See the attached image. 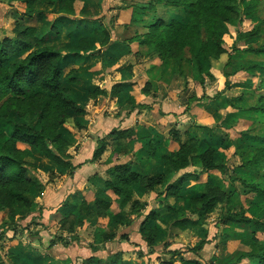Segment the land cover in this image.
Listing matches in <instances>:
<instances>
[{"label":"rangeland","instance_id":"rangeland-1","mask_svg":"<svg viewBox=\"0 0 264 264\" xmlns=\"http://www.w3.org/2000/svg\"><path fill=\"white\" fill-rule=\"evenodd\" d=\"M187 2L185 6L166 7L157 0H108L103 4V11L114 10L112 22L106 24L104 16L99 15L103 9L101 0H75L76 9L72 14L58 11L59 0H35L31 7H27L24 0H0V40L3 39L4 34L9 39L26 38L28 36L23 28L33 27L34 36L37 38L35 45H52L62 54L59 62L63 75L71 68H79L75 73L80 79L79 86L66 83L63 77L60 80L63 87H69L76 92L73 97L78 102L86 103L88 100L85 96L89 90L94 89L95 85L108 87L122 78L117 72H111L105 77L101 74L93 78L92 72L88 71L90 66L88 64L92 62L90 57H83L76 48L79 40L84 39V43L80 46H87L86 49L93 48L88 54L96 57L99 62L119 61L121 67L136 65L132 66L133 77L127 80L139 86L136 91L145 92L155 98L153 102L158 105L154 106V116L151 117L152 106L149 105L143 110L147 118L145 121L157 125L159 132L167 137L164 139L172 138L171 150L175 149L183 139L188 137L200 139L201 136L210 145L216 147L215 162L224 164L227 170L225 173L218 170L201 171L195 167L197 155H193L191 167L182 172L193 171L198 177L197 180L182 186V199L176 204L177 208L174 212L177 217L196 218L187 200L190 195L201 192L204 182H210L223 191L224 196L219 206L205 217L202 225L186 231L172 229L170 237L166 236L165 231L167 219L160 217L161 234L154 239L152 245L146 242L145 249L140 250L136 257H144L145 264H158L160 261L169 264H191L188 263L190 260H196L198 264H261L255 257L264 254V233L257 231L251 225L238 224L226 219L240 212L247 217L264 219L262 194L249 191L241 183V180L259 182L261 187H264V160L260 165L258 162L244 164L258 155L264 158V151L260 150L264 149V112L261 111L264 110V86H257L259 79L264 78V70L261 69L264 65V52L248 51L253 47L264 49V0L242 1L237 11L231 14L227 24L228 33L223 36L227 53L222 54L218 59L208 61L204 60L201 54L200 74L190 61L191 51L186 42L193 44L196 41L188 38L189 35H184L178 42H172L170 58L163 60L157 53H150L147 46L141 42H130L136 35H146L144 33L148 31L149 25L157 19L165 23L171 19L186 23L190 6L197 0ZM150 5L156 7V13L153 16L150 15L151 13L142 16ZM255 26L258 30L256 37L238 39L240 33L252 30ZM103 31H107L109 39L105 46L101 44ZM93 32L98 33L93 34ZM94 38L98 39L94 45H91ZM112 42L121 43L120 48L115 51L110 50L109 43ZM123 42L126 45L124 50ZM233 45L239 51L231 52ZM19 58L21 56L12 55L7 64ZM229 60L230 66L225 67ZM89 72L92 76L88 74ZM201 77H203L202 82H200ZM131 88L133 90V87ZM126 95L128 98L127 93ZM215 95H221L220 99L213 102V98H210L211 101L207 99ZM191 96L201 99L186 109L188 98ZM148 100L151 104L152 101ZM19 105L22 109L26 106L24 103ZM138 106L144 105L139 103ZM254 106L261 110L254 109ZM177 108L183 111L177 113ZM191 109L207 117L212 129L200 133L194 127L195 115L191 114ZM110 112L113 113L115 110L110 109ZM104 113L109 115L107 110ZM168 114L169 117H166ZM0 130L6 134L10 131L3 120H0ZM172 130L176 131V136L171 134ZM160 133L155 134V129L149 124L144 130V135L141 136L144 141L139 142L145 143L151 138L156 144V141L163 140V135ZM1 142L0 138V144ZM139 158V160L144 159ZM152 160L144 159V162H136L139 163L137 167L140 165L139 169L145 170L143 172L148 174L152 169L150 168ZM36 171L34 169L33 172L31 168L26 167V173L30 178H35V173H38ZM39 174L43 179L46 178L42 172ZM158 190L162 189L158 188ZM146 196H149L148 207H158L161 201L158 202L154 193H148ZM168 202L172 203V199L169 198ZM19 218L22 219L23 216L16 214L13 205L0 209V258L5 257L3 247L8 243L5 232L7 228H15L17 223L15 220ZM32 224L28 221H20L16 228L17 233L23 231L25 225L27 229ZM201 239L206 242L200 249L194 250L193 247ZM124 257L131 258V255L126 254Z\"/></svg>","mask_w":264,"mask_h":264},{"label":"trees","instance_id":"trees-1","mask_svg":"<svg viewBox=\"0 0 264 264\" xmlns=\"http://www.w3.org/2000/svg\"><path fill=\"white\" fill-rule=\"evenodd\" d=\"M27 7H31L35 0H24ZM75 0H59L58 11L60 13L72 14ZM162 2L166 7L185 6L188 0H157ZM243 0H197L190 6L187 14L186 23L170 20L165 23L157 19L149 25L146 35H136L131 38L130 42L138 41L147 46L150 53H157L163 60L170 58L169 51L171 43L182 40L184 35L193 39L196 43L186 42L191 51V63L201 73L200 55L204 60L218 59L222 54L227 53V48L223 36L228 33V22L231 14L239 8ZM145 14L156 13V7L148 6ZM142 10V9H141ZM137 17V15L135 16ZM33 27L23 28L28 37H17L9 39L4 34L0 40V120H3L10 128L9 133L0 130V209L4 206H15V212L19 216L26 215L32 207V202L28 195L31 187L36 186L34 178H30L26 173V167H30L31 161L26 150L17 147V142L31 146L36 152L47 159L68 169L72 173L75 168L69 161V155L63 153V149L70 145L69 141L60 131V126L64 123L71 122L76 128L82 125L75 119V115L84 113V103L78 102L73 97L76 92L69 87L61 85V77L69 84L80 85V80L75 76L79 68H71L63 75L60 66L61 53L52 45L37 46L34 43L37 38L34 36ZM104 38L102 45L109 41L107 31H103ZM258 35L257 27L242 32L238 35L239 40H245ZM31 36V37H30ZM84 39L79 40L78 49H84L87 46H80ZM199 42V45H198ZM173 44V43H172ZM231 52L239 51L236 46L231 47ZM248 51L254 53H263V48H249ZM12 55L21 56L17 60L7 64ZM230 66V60L226 62L225 67ZM126 65V69H130ZM264 70V65L261 66ZM227 74V72H225ZM203 77L200 78V82ZM264 86V78H260L257 86ZM121 91V83H115L111 86L109 94L116 96ZM144 91V90H143ZM146 91V90H145ZM99 95H108V92L100 87L89 90L85 99H95ZM221 95H215L208 98H217ZM201 98L191 96L188 98L189 105ZM20 103L26 104L23 109ZM28 105V106H27ZM254 109L261 110L254 106ZM264 112V110H261ZM28 116V118H26ZM27 119V120H26ZM201 128L212 129L211 127L202 126ZM171 134L176 136V131L172 130ZM135 135L133 128L122 130L113 129L108 136L116 142L115 149L121 145L124 139H132ZM203 139L188 137L185 141L180 142L178 148L174 151H165L161 156L163 172L151 176H144L131 167V163L114 165L107 169L109 179L105 181V186L114 194V199L107 192L97 189L93 207H89L84 200H81L74 207L73 217L65 216L61 222L68 223L67 229L74 230L81 225L79 214L85 215H102L112 202L120 211H131L134 209H144L146 202L133 198L134 193L141 195L147 191H155L158 196L163 195V206L159 210H150L143 221L146 224L149 221L154 222L153 226L143 225L140 228V234L147 244L152 245L154 239L160 233L156 220L162 215L175 211L177 202L180 199V191L183 183L189 179L196 180L197 174L184 172L172 178L177 172L186 168L193 157L199 158L201 169L204 172L218 170L225 173L227 167L224 164H217L214 156L216 147L210 145ZM97 147L93 152L92 159H96L104 149L103 139L97 140ZM204 144V146H203ZM264 151V149H260ZM147 153L152 155L155 152V144L149 141ZM264 160L261 155L255 156L244 164L258 162L259 165ZM241 183L249 191L262 194L264 201V187L259 182H247L241 180ZM161 188L162 190H158ZM223 191L220 187L204 182L200 193L190 196L187 200L188 206L195 214L196 218L181 217L175 219L169 226V234L172 229L184 231L190 227L199 226L204 223L205 217L211 213L223 199ZM172 199V203L168 199ZM226 220L243 225H251L257 231L264 233V219L257 217H247L242 214H233ZM7 228V229H13ZM113 238V233L104 232L103 240ZM62 243L68 244L62 237H55L51 244ZM206 241L201 239L193 249H200ZM94 249L95 247L92 246ZM264 264V254L256 256ZM111 264H123L120 260V253L114 254L110 259ZM188 263L198 264L196 260H190ZM0 264H3L0 262ZM158 264H169L166 261H160Z\"/></svg>","mask_w":264,"mask_h":264},{"label":"crops","instance_id":"crops-1","mask_svg":"<svg viewBox=\"0 0 264 264\" xmlns=\"http://www.w3.org/2000/svg\"><path fill=\"white\" fill-rule=\"evenodd\" d=\"M101 2L103 9L99 15L104 16L106 24H110V22H112L111 17L114 9L104 12L103 4L104 2H108V0H101ZM102 12H104L103 15ZM71 22H73V20ZM97 33L98 32H93V34ZM97 39L98 38H94L91 45H94ZM98 44L99 43H97V45ZM120 46L121 43H109L110 50L115 51V49L120 48ZM125 47L126 45L123 42V50ZM86 48L79 49L78 52H81L83 57H90V61L92 62L88 64L90 65L88 71L90 70V72H92L93 78L101 74L105 77L111 72H117L122 79L115 81L113 84L121 83V91L118 95L112 96L109 92L113 84L108 87L98 86L105 89L108 95H99V98L86 99L88 101L86 103L84 102V113L74 116L82 127L76 128L71 122L64 123L60 126V131L70 143L69 146L63 149V153L69 155L68 161L75 167L70 174L67 168L42 156L31 146L17 142V147L26 150L29 155L31 165L28 168H31L33 172L34 169H36L38 173H35L36 176L34 175L36 186L31 187L28 195L33 204L31 210L24 215L22 219L19 218L15 220V222H17L15 228L8 229L5 232L8 243L3 247L5 257L1 256L0 258V262L3 264H111L109 259L116 253H120V260L123 264H145L144 257H136L140 250L145 249L146 245V241L139 231L146 214L152 209L159 210L163 206L162 200L164 196H158L155 191H147L141 195L134 193L133 198L146 202L144 209L120 211L117 209L116 204L112 202L109 209L102 215L79 214L81 225L76 226L78 230L75 229V227L74 230L69 231L67 229L68 223L63 224L61 222V219L65 216H74L73 209L81 200H84L89 207H93L95 191L97 189L107 192V194L114 199V194L105 186V181L109 179V175L107 174L108 168L129 162L134 171L144 176H151L164 171L161 161L162 154L165 151H174L179 146L178 144L175 149L171 150L170 143L172 138L164 139L167 137L159 132L157 125L145 121L147 118H145V111L143 110L149 107V105L152 106L150 111L152 113L151 117H153V111H155L154 106L158 105V103H154L153 101L155 98L149 96L145 92L136 91L139 86L127 80L133 77L131 75L133 72L132 66L136 65H130L131 67L128 70L125 67H121L119 61L112 62L109 60L110 62L108 63L99 62L96 60V57L88 54L93 48ZM109 55L113 56L112 54ZM90 72L88 74L92 76ZM131 81L133 80L131 79ZM95 87L97 86L95 85L94 88ZM131 87H133V90ZM126 93L128 94V98ZM148 99H150V102L152 101L151 104ZM218 99H220V97L213 98L212 102ZM97 100H99V102H97ZM139 103L144 106H138ZM193 103H191L189 107ZM222 103L223 102H221V104ZM121 105L123 106L121 107ZM189 107L186 109H189ZM110 109H114L115 112L111 113ZM105 110L109 112V115H105ZM181 111L183 110L177 108V113ZM190 111L192 112L191 114L195 115V118H193L195 122L193 123L196 126L194 127L197 128L200 133L207 130L206 128H201L202 126L210 128L211 124H209L210 122L207 117L195 113L192 109ZM169 115L170 114L166 115V117H169ZM149 124L155 129V134L158 132V134L160 133L163 135L162 141L161 139L160 141H156V150L152 155H149L146 151L148 147L147 144H149L151 138L145 143L142 142L143 145L139 142L143 140L141 136L144 135V130H146ZM127 128H133L135 130V135L132 139L122 140L116 152L111 154L116 147V142L111 136H108V134L113 129L122 130ZM202 137L203 136H201L200 139L206 142ZM98 139H103L104 149L96 159H92L93 152L98 145ZM185 140L186 139H183L181 142ZM139 157H142V159H153L150 167L152 169L149 170L150 172L148 174L143 172L145 170L139 169L140 165L137 167V164L144 160H139ZM192 159L190 164L179 172L186 171V169L191 167ZM194 165L202 171L198 157ZM39 172H42L46 178L43 179ZM189 173L197 174L193 171ZM177 176L179 175L175 174V178ZM174 179L172 178V180ZM193 181L195 180L189 179L183 183L182 186L184 187L186 183ZM148 193H154L158 202L161 201L158 203V207H148L149 196H146ZM180 196L179 200L182 199L181 191ZM179 202L180 201H178L177 204ZM176 208L177 207H175V209ZM145 209H147V211H145ZM162 217L167 219L168 229L166 228L165 231L167 232L166 236L170 237V224L175 219L181 217H177L174 211L166 213L162 215L161 218ZM22 220L33 224L27 229L25 225L23 231L17 233V225ZM156 222V224L160 226L161 223L159 224V219H157ZM143 225L153 226L154 222L149 221ZM130 228L135 230L131 233L130 231H132V229L130 230ZM159 229L160 235L162 226L161 228L159 227ZM9 231L11 234H9ZM104 232L113 233V238L110 240H103ZM55 237L64 238L68 241V244L64 245L60 242L51 244V240ZM92 246L95 248L93 249ZM126 254L131 255V258H125L124 256Z\"/></svg>","mask_w":264,"mask_h":264},{"label":"clouds","instance_id":"clouds-1","mask_svg":"<svg viewBox=\"0 0 264 264\" xmlns=\"http://www.w3.org/2000/svg\"><path fill=\"white\" fill-rule=\"evenodd\" d=\"M176 175H180V173H176ZM175 178V176L173 177V179ZM145 211H147V209H145Z\"/></svg>","mask_w":264,"mask_h":264}]
</instances>
